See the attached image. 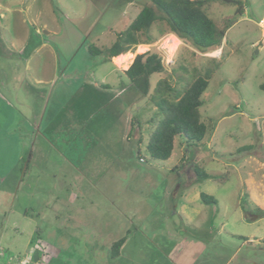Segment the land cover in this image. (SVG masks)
Wrapping results in <instances>:
<instances>
[{
    "label": "rangeland",
    "instance_id": "rangeland-1",
    "mask_svg": "<svg viewBox=\"0 0 264 264\" xmlns=\"http://www.w3.org/2000/svg\"><path fill=\"white\" fill-rule=\"evenodd\" d=\"M145 5L150 0H0V45L12 53L0 58L10 80L0 83V264H65L67 257L84 264L80 253L92 256L102 238L106 247L127 236V252L137 249L136 235L165 232L141 216L149 206L137 195L138 176L152 179L159 200L148 211L165 210L177 234L209 233L241 254L245 240L248 258L264 242V0L207 4L215 24L229 20L219 48L201 53L167 34L132 52L161 57L165 70L151 76V88L169 76L180 89L212 73L200 108L209 130L189 149L177 140L166 161L146 151L154 106L123 68L88 52L109 47ZM2 95H17L20 104L5 108ZM193 166L210 177L193 183ZM201 194L212 201L200 206ZM181 203L189 217L200 209L192 224L173 215Z\"/></svg>",
    "mask_w": 264,
    "mask_h": 264
},
{
    "label": "trees",
    "instance_id": "trees-1",
    "mask_svg": "<svg viewBox=\"0 0 264 264\" xmlns=\"http://www.w3.org/2000/svg\"><path fill=\"white\" fill-rule=\"evenodd\" d=\"M211 1L214 0H150V6H143L126 28L115 33V39L109 47L100 50L90 45L88 52L93 56L104 54L105 59L110 61L127 52H133L139 45L152 44L167 34L188 42L201 53L219 48L223 42L227 43L225 35L229 20H223L220 25L212 21L206 12V6ZM237 14H242L240 9ZM154 27L159 29L158 36L152 35ZM164 70L161 57L147 51L136 55L128 69L123 71V75L139 95L146 98L158 113V116L148 120L153 129L148 136L146 151L153 161L168 160L177 140L186 149L195 147L202 142L210 128L202 120L200 108L203 105L201 96L212 73L205 71L180 89L172 83L169 76L157 80L151 88V76ZM260 89L264 90V83ZM132 122L133 119L131 126L134 127ZM133 123L138 125L137 121ZM193 171L197 180L210 177L198 166H193ZM214 179L218 180L217 177ZM200 200L203 204L212 201L211 197L204 194L200 195ZM124 241L121 238L112 244V258L119 255Z\"/></svg>",
    "mask_w": 264,
    "mask_h": 264
},
{
    "label": "crops",
    "instance_id": "crops-1",
    "mask_svg": "<svg viewBox=\"0 0 264 264\" xmlns=\"http://www.w3.org/2000/svg\"><path fill=\"white\" fill-rule=\"evenodd\" d=\"M1 17L4 16L3 13L0 14ZM171 35V34H170ZM174 36V35H172ZM138 47V46H137ZM139 47H143L140 46ZM126 54H133L132 52H127L123 55H120L118 57L112 58L109 62L112 63V65L116 68V70L119 72V68H123L124 71L128 69L130 64L132 63L134 59H131V61L125 65L120 66L119 62L121 58H125ZM3 57H12V53L10 51L0 45V58ZM107 60V59H106ZM117 65V67L114 65ZM121 74L123 75V71H121ZM124 76V75H123ZM125 77V76H124ZM10 80L6 76L4 72H0V83H8ZM29 89V87H26ZM10 96V100H7V96H1L2 101H5L6 104L5 108H8L10 110H15L17 105L20 104L17 99V95L13 96V98ZM15 97V98H14ZM14 99V100H13ZM19 139H22V137H19ZM184 159L185 157L182 156ZM182 158V159H183ZM184 173L187 174L186 170H184ZM192 175L193 178L190 179L192 182L196 183L197 177L193 171L192 168ZM134 180L138 181L136 192L137 195L143 198V201L150 207L155 206L158 204L159 200H155L152 197V179L150 177H134ZM148 184L146 187L145 184ZM182 186V185H180ZM180 188V187H179ZM164 195V193H163ZM169 196V195H167ZM175 197V194H174ZM165 201L166 196L162 197V200ZM174 200V199H173ZM156 202V203H155ZM204 205L202 202H200V206ZM149 207L144 208L145 213L141 214L145 219H147V224L151 227H154L155 229L162 228L165 230V232L161 231L154 232L149 236L146 235H136L134 237L135 244H137V249H133L130 251H125V245L127 242V236H123L118 238H124V243L119 251V255L116 258L111 259L110 254L108 250L103 251V249H98L94 251L92 254L93 256H89L88 250L85 249L80 253V258L85 260L84 264L86 263L87 258L94 259L91 264H120L118 260H121L122 264H248L249 258L246 255L247 252V241L242 240L243 242V248L244 252L242 253L241 247L235 248L231 246L229 242H222L221 240L217 243L215 236L207 233L206 235H194L191 236L186 231H183V234H177L171 226H168L169 220L167 218V213L165 210L159 211L158 213H154L149 210ZM176 205L173 206L174 212L173 215H185L187 217V220L189 223H193L195 218L200 214V209L196 210V214L192 217H189L185 214V210L187 209V205L181 203L179 208L176 209ZM193 209V208H192ZM194 210V209H193ZM179 213V214H178ZM180 216V215H179ZM250 217V216H249ZM245 218H248L246 215ZM251 221H256L257 216L250 217ZM223 227V225H222ZM194 229H197L194 227ZM185 232V233H184ZM220 234V233H219ZM218 234V235H219ZM116 240V241H118ZM156 244H160V248L155 250L156 247L154 246ZM139 245V247H138ZM154 247V248H153ZM242 248V249H243ZM33 251V250H32ZM30 255V254H29ZM33 255V254H31ZM141 261H140V260ZM65 264H73L71 258H65L64 261Z\"/></svg>",
    "mask_w": 264,
    "mask_h": 264
},
{
    "label": "flooded vegetation",
    "instance_id": "flooded-vegetation-1",
    "mask_svg": "<svg viewBox=\"0 0 264 264\" xmlns=\"http://www.w3.org/2000/svg\"><path fill=\"white\" fill-rule=\"evenodd\" d=\"M106 242H107V239L106 238H102L101 239V242H100V248L99 249L102 248L103 251L108 250L109 251V254H110V258L113 259L111 257V246L116 241L111 242L109 246H106L105 247V243ZM249 245H252V244H250L249 242H247L246 247H249ZM96 250L97 249H95L94 251H96ZM253 250L254 251H251L248 264H264V242L261 243L260 241H257V243L255 245V248ZM88 252H89V250H88Z\"/></svg>",
    "mask_w": 264,
    "mask_h": 264
},
{
    "label": "bare ground",
    "instance_id": "bare-ground-1",
    "mask_svg": "<svg viewBox=\"0 0 264 264\" xmlns=\"http://www.w3.org/2000/svg\"><path fill=\"white\" fill-rule=\"evenodd\" d=\"M169 42H176V40H175V38L174 37H172V36H170V41ZM168 47V46H167ZM143 47H141L140 49H142ZM172 50V49H171ZM171 52V51H170ZM213 56H215V55H218V51L216 52H213V54H212ZM133 58V55L132 54H126V56H125V58H121L120 59V62H119V65L120 66H125V65H127L130 61H131V59Z\"/></svg>",
    "mask_w": 264,
    "mask_h": 264
},
{
    "label": "water",
    "instance_id": "water-1",
    "mask_svg": "<svg viewBox=\"0 0 264 264\" xmlns=\"http://www.w3.org/2000/svg\"><path fill=\"white\" fill-rule=\"evenodd\" d=\"M225 1H227V2H231V0H225Z\"/></svg>",
    "mask_w": 264,
    "mask_h": 264
},
{
    "label": "built area",
    "instance_id": "built-area-1",
    "mask_svg": "<svg viewBox=\"0 0 264 264\" xmlns=\"http://www.w3.org/2000/svg\"><path fill=\"white\" fill-rule=\"evenodd\" d=\"M211 55V54H210Z\"/></svg>",
    "mask_w": 264,
    "mask_h": 264
}]
</instances>
